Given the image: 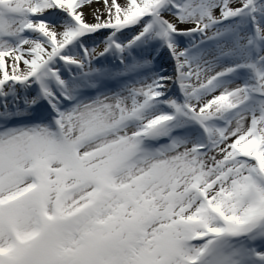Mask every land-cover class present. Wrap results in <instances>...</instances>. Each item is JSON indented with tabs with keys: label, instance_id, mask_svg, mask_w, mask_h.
<instances>
[{
	"label": "snow or ice",
	"instance_id": "1",
	"mask_svg": "<svg viewBox=\"0 0 264 264\" xmlns=\"http://www.w3.org/2000/svg\"><path fill=\"white\" fill-rule=\"evenodd\" d=\"M0 264H264V0H0Z\"/></svg>",
	"mask_w": 264,
	"mask_h": 264
}]
</instances>
